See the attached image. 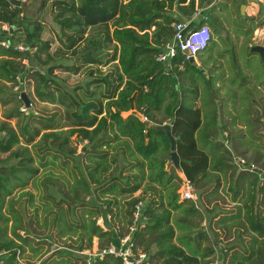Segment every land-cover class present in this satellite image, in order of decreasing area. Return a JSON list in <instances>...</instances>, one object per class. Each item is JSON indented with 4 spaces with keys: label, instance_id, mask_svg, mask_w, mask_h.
Masks as SVG:
<instances>
[{
    "label": "trees",
    "instance_id": "obj_1",
    "mask_svg": "<svg viewBox=\"0 0 264 264\" xmlns=\"http://www.w3.org/2000/svg\"><path fill=\"white\" fill-rule=\"evenodd\" d=\"M17 1L23 3L25 0ZM216 1L209 0V3L212 2L209 17L211 12L212 14L214 12L213 22L221 25L222 29V21L230 20L235 23L239 34L247 36L250 29L251 38L255 30L264 26L263 4L259 6L256 18L238 22V19L234 20L233 11L239 0H224L218 5ZM51 2L50 7L55 13L54 19L60 28L63 43L59 51L53 55L49 54L50 45L40 42V25L38 24L36 28L33 25L35 21L23 16V7L12 5L11 0H0V24L12 25L15 29L27 32L30 43L34 44L36 49V52L30 54L28 51H18L15 46L8 50L0 46L1 81L18 83L17 77L29 75L25 63L30 58L41 67L49 66L56 58H59V61L75 60L71 67L51 66L46 74L42 71H35L32 74L36 81V98L43 103L62 108L61 115L54 114L46 118L30 114L33 103L29 100L31 107L27 108L23 94L19 101L16 100L18 97L13 95L12 102L18 103L19 107L11 111L6 119L7 121L18 119V129L11 127L8 122L0 126V135L5 133L0 138V152L5 154L12 151L10 157L19 160L15 166L3 170L0 176V253L6 254L3 264H20L17 257H22L25 247H29L32 254L37 255L46 243L45 237L41 235L39 236L41 240H33L36 245L32 246L33 241L29 237L20 235V232L30 231V224L23 221L13 200L7 199L12 195V191L18 188L22 191L20 198L30 196L32 204L34 196L23 192L28 185V179L36 180L39 168L46 171L49 164L56 165L55 161H59L60 158L55 153L65 157L68 155L76 157V150L69 148L71 138L74 136L80 143H86L84 154L81 156L85 161V170L81 172L82 178L77 182L90 196L99 191L102 197L112 198L105 202L108 209L105 211L91 202V210L87 212L90 217L76 224L67 221V213L61 208H58L50 224L47 216L52 215L53 209L49 200L45 201L43 203L45 228H57L60 235L71 232L78 236L81 243L79 251L91 250L94 238L101 241L100 249L105 248L115 242V239L112 231L103 230L97 224V218L101 216L107 219L109 210L118 204L119 198L131 199L128 203L130 217L134 206L139 202L143 203V216L147 222L145 228L137 232L134 239L137 247L150 256L151 264H209L207 258L213 254V249L206 250L201 244L195 245L196 249H192L190 246L192 241L184 243L182 240L185 239L181 237L178 241L189 251L187 253L183 246L179 247L174 243L176 234L172 225V211L164 209V199L175 208L176 206L183 208V204H189L190 201L178 204L177 191L180 185L177 181L181 180L174 173L168 174L166 171L167 158H171V142L166 132L160 128L170 126L171 136L176 143L179 170L193 187L200 189L214 183L213 192H218L219 173L226 175L228 163L235 157H241L235 156L239 153L232 154L221 143L214 142L219 131L217 124L219 109L216 106L224 97L221 92L214 91L213 83L217 85L220 81L221 86L222 83L225 85V68L215 67L209 62L208 58L212 56L208 53L219 47L212 43V38L207 49L198 56L201 60L199 66L193 61L186 60L183 55L167 64L157 61L165 46L173 40L178 24L189 23V29L203 25L204 22H201L196 26V22L192 21L194 15L202 8L203 0L198 2L51 0ZM0 39H4V34L0 35ZM43 54L46 55V60L41 58ZM225 55L228 57L230 55L232 64L235 65L236 62L239 67L236 52L227 51ZM111 65H115L114 68L106 73L100 70ZM231 67L228 66V69ZM55 68H62L73 75H78L81 69H85L88 70L91 80L84 87L78 86L72 94L58 84L53 76ZM204 69L208 71L210 78H205ZM192 73L204 77L207 84L204 91L197 87L196 80L188 82V75L191 76ZM22 82L24 83V80ZM253 83L256 85L255 93L247 89L248 91L244 93L246 100L239 88L241 94L230 100L231 108L237 99L243 103L239 118L237 116L231 118L230 130L237 131L238 121L244 119L246 142L258 149L262 145L260 140L253 136L255 127L248 122L252 109L248 108L253 103H259L252 95L264 91V81L258 78ZM19 85L22 87L21 83ZM26 97L28 98L27 95ZM258 100L264 104L263 96ZM9 101L11 100L0 98V114L1 107L8 105ZM21 106H25L29 114L24 115L20 111ZM123 114H127V117L124 118ZM228 139L236 140V136L229 135ZM21 141L26 147L13 151ZM49 141L51 142L48 143ZM199 142L202 148L199 147ZM243 144L246 143L240 142V147L243 148ZM29 146L34 149L29 150ZM35 157L39 158L37 160L40 163L39 168L35 167ZM254 163L258 165V162ZM65 164L68 168V163ZM77 167L79 169V163L75 165L76 169ZM64 168L65 165L62 164V169ZM251 177L254 178L253 184L257 186L259 179L254 175ZM140 191L141 194L134 198L133 196ZM75 193L74 199L82 201L83 198H79L77 188ZM161 208L163 209L160 211ZM189 209L193 212L191 215L196 214L195 206ZM69 210L75 209L69 205ZM249 216L248 211L246 220L254 233L249 248L244 250L245 253L233 252L229 264H264V217ZM36 218L39 219L37 216ZM130 224L131 219L128 226ZM200 235H198L200 238L206 237L204 233ZM122 236L124 235L119 234V237ZM83 243L87 244L85 248ZM153 247L157 248L155 252H152ZM232 248L226 253L233 250ZM78 262L87 264L84 256L73 261L66 260L65 264H79ZM91 264L120 262L106 256L103 260L92 261Z\"/></svg>",
    "mask_w": 264,
    "mask_h": 264
},
{
    "label": "rangeland",
    "instance_id": "obj_2",
    "mask_svg": "<svg viewBox=\"0 0 264 264\" xmlns=\"http://www.w3.org/2000/svg\"><path fill=\"white\" fill-rule=\"evenodd\" d=\"M223 1L224 0H217L216 4L218 5L220 2L223 3ZM51 3V0H25L23 1V16L29 20L35 21L36 23L33 22V25L36 28L38 27V24L40 25V42L48 43L50 45L49 54L53 55L59 51L63 43L60 28L54 19L55 13L50 7ZM208 4L209 0H203V6L198 10V14L202 12L203 14L207 15V17L200 16V21L199 19L196 20V26L199 25L201 20L202 23H206V21H203V19L208 18V15L212 9L211 7H208ZM238 4H240L238 8L239 15L237 16L235 10L233 13L235 18L234 20L236 21L238 19L237 21L240 22L247 19L245 16H252L251 10L256 5H264V0H239ZM246 7L247 10L245 9ZM214 15L215 13L213 12L212 14L211 12V16L209 17L210 24L208 25L212 29V43L217 44L216 46L219 47L214 48L211 53H208L213 58L209 57V55H207V58L209 57L208 59L213 60H209L210 64L212 63L213 66H222L225 68V85L222 83L221 86L219 84L220 81L217 82V85L216 83H213L214 91L219 93L221 92V95L224 97L222 102L220 104L217 103L216 106V108L219 109L217 117L219 131L214 138V142L221 143L225 148L230 150L232 154L239 153L235 156L243 157L244 160H247L246 162L249 164L256 165L254 161L258 162V165L256 166L264 169V108H262L264 104L262 102L260 103L258 100L261 96L264 98V91H261L257 95H252L255 96L256 101L259 103H253L248 108L252 109L250 113L251 118L248 119V122H250L255 127V130H253V136L256 138V140H260L262 147L257 149L246 142L247 134L245 131L246 127L244 126V119H240L238 121L239 124L236 127L237 131L232 132L230 130L231 118L235 116L239 118V111H241V107L243 105V103L237 99L234 107L231 108L230 100L234 98L235 95H240L241 93H243V97L246 100V95L244 93L248 91L247 89H250L252 92H254L256 85L253 82L255 79L259 78L260 81H264V64L258 55L251 52V49L255 46H263L262 38L264 35L258 34V37H255V30L250 38L249 28V34H247V36L239 34L235 28V23L230 22V20H224L222 29L221 25L213 22ZM2 27L5 26L0 24V30ZM260 28L264 29V26H261ZM248 29H246L247 32ZM2 31L4 38L7 36L6 34H10L5 30ZM14 39L17 38L14 36ZM227 51L237 53V63L239 64V67L236 65V62L235 65L232 64L233 60L230 55L229 57L225 55V52ZM34 52H36V49L31 51L30 54H33ZM250 52L252 56H250ZM221 56H223V58ZM41 58L46 60V55L43 54ZM200 61V58L197 57L193 62L199 66L201 65ZM25 64H27L25 69H27L28 73H30V76L28 74H23L18 77L20 80L19 83H21L22 87H20L19 83H8L0 80V98L11 100L9 101L8 105L2 108V111H4L0 117V126L2 123L7 122L6 116H8L11 111L19 107L18 103L12 102L13 95L18 97L16 98L17 101L20 100L19 95L21 97V94L28 96L29 100L33 103L31 108L32 112H30V114L33 113L38 116L42 115L46 118L52 117L54 114H62V108L60 109V107L56 105L53 106L43 103L36 98V81L32 74H34L35 71H42L46 74L48 68L51 66H64V68L71 67L75 64V60L66 59L59 61V58H56L52 61V63H50L49 66L41 67L34 62L33 58H30ZM114 66L115 65H111L101 68L100 70L106 73L109 70H112ZM228 66H232L233 68L231 67L228 69ZM88 73V70L81 69L80 74L73 75L71 73L65 72L62 68H55L53 71V76H55L58 84L64 90L73 94L74 90L78 86L84 87L86 83L91 80ZM203 73L205 78H210V75H208V71L206 69H204ZM187 79H189L188 82H195L196 80L197 82H195V84L197 87L199 86L202 91H204L207 87L206 82H204V77H202L200 74L192 73L191 76L188 75ZM23 80L24 83L22 82ZM212 80L214 82L215 78ZM195 84L193 83L192 87H194ZM221 104L223 106H221ZM24 108L25 106H21L20 111L22 112ZM22 113L26 115L29 114V111ZM123 117L126 118L127 114H123ZM8 121L10 122L11 127L15 128L16 130L18 129V119L14 118ZM4 135L5 133L1 134L0 138ZM229 135L236 136V140L228 139ZM38 140L39 139H37L36 142H38ZM50 142L51 141L48 143ZM240 142L246 143L243 144V148L240 147ZM85 144L86 143H80L76 136L71 138L69 148L76 150V157H73V155H68V157H65L62 154L55 153L60 159L57 162L55 161L56 165L49 164L46 171L42 168H39L40 163L37 161L39 158L35 157V167L39 168V174L36 180L35 178L28 179V185L23 191L34 196L32 204L30 203V196H24L22 199L20 198L22 191H20L18 188L14 189L12 191V195L7 199L13 200L15 208L18 209L22 215L23 221L30 224V231L26 233L20 232V235L23 237H29L32 241L41 240L39 238L41 235H43L46 239V243L37 255L32 254L29 247H25V252L19 260L20 264H65L66 260L70 261L71 259V261H73L74 259L76 260L77 257H81L82 252H85L86 254H92V252L99 248L101 241L98 238H94L91 250L83 249L82 251H79L78 247L81 245V243L78 236L72 234L71 232L66 235H60L57 228L51 227L50 229L47 227L45 228L44 226L45 214L43 203L48 200L51 208L53 209L52 215L47 216L48 222L50 224H52L53 219L58 212V208L63 209L67 213V221L73 224H76L77 222H83L90 217L87 212L91 210V202L97 206H100L104 211L108 210L105 202L110 200L112 197H102L99 191L94 192L93 195L90 196L87 194L85 188L81 184L79 185L77 182L81 180L82 173L85 170V161L84 158L81 157L84 154ZM20 147H26L23 141H21L19 145L15 146L13 151H18ZM199 147L202 148V144H200V142ZM28 148L31 151L34 149V147L31 146ZM11 153L12 151L5 154L0 152V176L3 174V170H8L19 162V160L10 157ZM65 162L68 163V168ZM78 163L80 164V167L79 169L78 167L76 169L75 165H78ZM62 164L65 165L64 169H62ZM228 164L229 167L226 175L219 174V188H222L221 194H213L214 183L205 185L200 189L196 188L197 190L194 188L196 190L195 203L197 204L195 217L185 214L186 208L182 214H185L188 219H180L182 223L181 225L185 229L184 234H186V239L189 238V240L192 241L190 243L192 249H196L195 245L198 244H201V246L206 248V250L209 248L213 249V254L207 258V262L209 264H229L231 254L233 252L237 251L240 253H245L244 250L249 248L251 236L254 235V233L250 230L246 220L247 212H250L249 218H251V216L254 218L264 217V187H262L264 185H261L260 182H258L257 186L254 185V178L241 171L236 166L234 160H231V162ZM165 167L168 174L174 173L175 176L181 180L177 181L180 185L179 190L177 191V196H179L178 202H181L182 199L180 197V191L182 187V181L184 179L183 173H181L179 169L175 168L170 157L167 158ZM69 171H71L72 175L69 174ZM246 177L250 178L246 181ZM76 188L78 189L79 198H83L82 201H76L74 199L76 195ZM140 194L141 191L136 193L133 197L136 198ZM204 194H207V196H203ZM242 195L243 197L240 198ZM234 196H239L237 197V199H239L236 203L234 202ZM130 201L131 199L119 198L118 204L109 210L107 219L99 216L97 218V224L99 223L98 225H100L103 230L109 229L112 231L113 235L114 233L125 235L128 230V221L131 219L130 215H128V211L130 210L128 203ZM69 205H71L75 210L70 211ZM189 205L191 206V204ZM36 216L39 219H37ZM101 219L103 222L100 223ZM10 226L11 225H9V227ZM202 233L206 235L205 238H200V234ZM8 235L11 237L10 233H8ZM34 241L32 246L36 245ZM86 245V243H83V247ZM230 248L233 250H230L229 253H226V251ZM78 263L80 264L81 262Z\"/></svg>",
    "mask_w": 264,
    "mask_h": 264
},
{
    "label": "built area",
    "instance_id": "obj_3",
    "mask_svg": "<svg viewBox=\"0 0 264 264\" xmlns=\"http://www.w3.org/2000/svg\"><path fill=\"white\" fill-rule=\"evenodd\" d=\"M200 17V14L196 13L192 21H195ZM2 30L9 31L13 28L11 25H3ZM189 23L178 24L175 28V35L173 40L169 42L163 52L158 56L157 61L161 63H170L174 58L183 55L186 60L195 61L198 55H200L209 46L212 38V32L207 24H204L189 29ZM5 33V32H4ZM10 35V34H6ZM264 46V38L262 39ZM0 46L4 49H9L13 44L9 43L6 38L0 39ZM20 52L27 51L21 45L15 46ZM16 81L19 83L20 80L17 77ZM21 99V97H19ZM25 107L22 112L27 111ZM236 166L246 174L256 176L260 182L264 183V169L257 167L254 164H249L243 158L235 157ZM180 197L184 201H195V189L193 185L184 178L182 181V187L180 191ZM103 220H100V223ZM146 219L143 216V203H137L132 212L131 224L128 226L127 233L118 238L115 242L110 243L105 248H98L94 252L86 254L82 252V256L86 258L87 264H91L96 259L103 260L106 256L113 257L118 260L120 264H151L147 253L140 251L135 242V235L137 232L145 228ZM99 224V223H98ZM100 226V225H99ZM88 252V251H87ZM5 253H0V264H3ZM18 261L20 260L17 257Z\"/></svg>",
    "mask_w": 264,
    "mask_h": 264
},
{
    "label": "crops",
    "instance_id": "obj_4",
    "mask_svg": "<svg viewBox=\"0 0 264 264\" xmlns=\"http://www.w3.org/2000/svg\"><path fill=\"white\" fill-rule=\"evenodd\" d=\"M196 2H198V0H196ZM213 2V1H212ZM211 2V3H212ZM217 2V1H216ZM215 2V3H216ZM211 3H209L208 4V7H211L212 8V4ZM239 5L240 4H237L236 5V7H235V13H237V16L239 15V10H238V8H239ZM258 8H259V6H255L252 10H251V13H252V16H245L247 19H253V18H256V16H257V12H258ZM246 10H247V7L245 8ZM245 13V12H244ZM245 15H246V13H245ZM200 16L202 17H207V15H205V14H203L202 12L200 13ZM201 17H199L198 19H199V21H200V19H201ZM198 19H196V20H198ZM196 20H195V22H196ZM203 21H206V23H207V25L208 24H210V22H209V15H208V18H205V19H203ZM201 22H202V20H201ZM201 22H199V24L201 23ZM197 23V22H196ZM206 23H204V24H206ZM222 24L224 25V20L222 21ZM209 26V25H208ZM258 34H260V35H264V29H262V28H258L257 30H256V32H255V37H258ZM9 37H11L10 35L9 36H7V37H5V38H9ZM263 38H264V36H263ZM262 38V39H263ZM2 108L3 107H1V114H0V117H1V115L3 114V111H2ZM7 121V120H6ZM8 123H10L9 121H7ZM220 174V173H219ZM221 175V174H220ZM219 175V176H220ZM183 176H184V178H186L185 177V175L183 174ZM248 176H252V175H249L248 174ZM250 177H246V181L250 178ZM262 185V184H261ZM238 187V186H237ZM244 190V189H243ZM221 192H222V188H219L218 189V192H213V194L214 195H218V194H221ZM203 196H207V194H204ZM237 197H239V196H234V202L236 203L237 201H238V199H237ZM241 197V196H240ZM183 201V202H182ZM181 202H178V204H182V203H184L185 201L184 200H182ZM189 204H191V206H195V209L197 208V204L195 203V201H192V200H190V202H189ZM189 204H183V208L181 207V208H178L177 206H176V208H175V206L174 205H169L168 203H167V200L166 199H164V209H166V210H171L172 211V225H173V227H174V229H175V234H176V239L174 240V243L177 245V246H179V247H182L183 249H185L186 250V252L187 253H189V251L184 247V245H181V242L180 241H178V239L179 238H181V237H184V239L185 240H182V241H184V243H188L189 242V239H186V234H184L185 232V229L182 227V223H181V218H187L188 219V217L185 215V214H188L189 216H192V217H195V215H190V214H192L193 212L189 209L191 206L189 205ZM175 208V209H174ZM187 208V209H186ZM163 208H161L160 209V211L162 210ZM184 209H186V211L184 210ZM183 211H185V214H182L183 213ZM190 218V217H189ZM114 241H116L118 238H120L119 237V234H117V233H114ZM139 249V248H138ZM156 249L157 248H155V247H153L152 248V252H155L156 251ZM140 250V249H139ZM141 251V250H140ZM145 253V252H144ZM149 256V255H148ZM149 258H150V256H149Z\"/></svg>",
    "mask_w": 264,
    "mask_h": 264
},
{
    "label": "water",
    "instance_id": "obj_5",
    "mask_svg": "<svg viewBox=\"0 0 264 264\" xmlns=\"http://www.w3.org/2000/svg\"><path fill=\"white\" fill-rule=\"evenodd\" d=\"M11 4L16 6V7H21V5L23 4L21 1H17V0H11ZM9 33L11 35H16L19 38H24L26 36V34L24 33V31L22 29H15L12 28ZM2 33L0 32V35ZM7 41L11 44H13L14 46L17 45H21L24 49H26L28 52H31L35 49V46H29L28 42L25 40L22 41H16L13 37H9L6 38ZM251 52L254 54H257L260 59L264 62V46H255L251 49ZM23 100L25 103V106L27 108L31 107L30 101L29 99L26 97L25 94H23ZM161 130H163L164 132H166V134L168 135L170 142H171V160L175 166L176 169H179V159L176 153V143L175 140L172 138L171 136V132H170V126H165L160 128Z\"/></svg>",
    "mask_w": 264,
    "mask_h": 264
},
{
    "label": "flooded vegetation",
    "instance_id": "obj_6",
    "mask_svg": "<svg viewBox=\"0 0 264 264\" xmlns=\"http://www.w3.org/2000/svg\"><path fill=\"white\" fill-rule=\"evenodd\" d=\"M21 6H22V7H24V5H23V4H22ZM11 26H12V25H11ZM13 28H14V27H13ZM23 31H24V30H23ZM24 33L26 34V36H25L24 38H19V37H17L16 35H11V34H10V36H11V37H14V36H16V38H18V40H17V39H15L16 41H22V40H25V41H27V42H28L29 46H31V45H32V46H34V44H31V43H30V40L28 39V33H27V32H25V31H24ZM7 36H8V35H7ZM7 36H6V37H7Z\"/></svg>",
    "mask_w": 264,
    "mask_h": 264
}]
</instances>
